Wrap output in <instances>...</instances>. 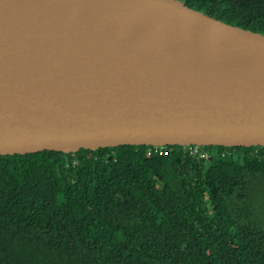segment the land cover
<instances>
[{
	"label": "water",
	"instance_id": "water-1",
	"mask_svg": "<svg viewBox=\"0 0 264 264\" xmlns=\"http://www.w3.org/2000/svg\"><path fill=\"white\" fill-rule=\"evenodd\" d=\"M264 147V34L179 0H0V156Z\"/></svg>",
	"mask_w": 264,
	"mask_h": 264
},
{
	"label": "trees",
	"instance_id": "trees-1",
	"mask_svg": "<svg viewBox=\"0 0 264 264\" xmlns=\"http://www.w3.org/2000/svg\"><path fill=\"white\" fill-rule=\"evenodd\" d=\"M264 34V0H179ZM0 156V264H264V148Z\"/></svg>",
	"mask_w": 264,
	"mask_h": 264
},
{
	"label": "built area",
	"instance_id": "built-area-1",
	"mask_svg": "<svg viewBox=\"0 0 264 264\" xmlns=\"http://www.w3.org/2000/svg\"><path fill=\"white\" fill-rule=\"evenodd\" d=\"M183 148L185 149L186 154H189L191 156L199 157L200 159H207L209 157V153L203 149L204 147L188 146ZM154 154L159 156H165L168 154V150L166 149V147L149 146L147 150V155L152 156Z\"/></svg>",
	"mask_w": 264,
	"mask_h": 264
}]
</instances>
